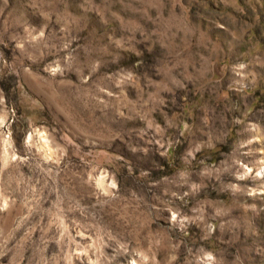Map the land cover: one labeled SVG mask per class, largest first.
Instances as JSON below:
<instances>
[{
    "label": "rangeland",
    "instance_id": "374dc122",
    "mask_svg": "<svg viewBox=\"0 0 264 264\" xmlns=\"http://www.w3.org/2000/svg\"><path fill=\"white\" fill-rule=\"evenodd\" d=\"M0 264H264V0H0Z\"/></svg>",
    "mask_w": 264,
    "mask_h": 264
}]
</instances>
